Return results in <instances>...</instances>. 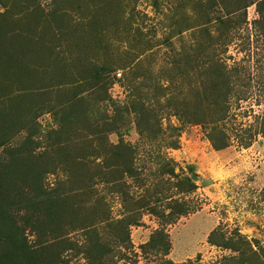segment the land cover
<instances>
[{"label":"rangeland","instance_id":"rangeland-1","mask_svg":"<svg viewBox=\"0 0 264 264\" xmlns=\"http://www.w3.org/2000/svg\"><path fill=\"white\" fill-rule=\"evenodd\" d=\"M180 2H185L180 11L194 19L196 0H0V130H8L11 142L0 147V239L11 236L15 241L11 245L19 252L12 264H97L100 252H88L91 238L110 246L101 251L105 264L162 263L163 254L147 247L158 229L148 210L140 226L128 229L120 223L125 214L120 198L108 193L111 184L100 177L111 171L104 172L112 156L107 151L121 141L146 148L131 107L133 88L141 99L150 89L157 95V110L166 109L167 62L182 48L178 37L171 39L172 47L166 42L170 26L166 19ZM247 12L250 23L259 17L255 5ZM252 27L225 57H233L234 61L227 58L230 64L248 62V75L262 82L252 100L243 103L252 109L253 121L264 111V35L260 32L257 42ZM189 34L183 37L188 39ZM24 43L34 48L21 54L24 66L18 72L12 68L14 77L1 72L7 71V59L18 58L15 51ZM76 98L81 101L71 105ZM9 106L11 111L5 113ZM170 122L181 124L174 116ZM90 127L98 128L92 133ZM204 131L202 126H185L178 148L166 150L178 172L188 174V165H193L199 174L198 189L187 199L191 214L163 228L169 240L166 259L181 264L198 260V264H241L237 253L210 244L211 232L220 228L228 239L249 242L252 250L247 249L242 264H264V136L247 149L234 141L214 150ZM144 150L141 165L149 160ZM81 157L89 158L86 167L77 164ZM34 159L40 161L34 169L40 173L31 182L43 188L42 196L66 190L78 201L81 195L75 198V189L86 187L94 197L90 205L72 203L65 206L63 217L52 220L41 206L34 207V201L22 204L15 173L30 169ZM132 186L128 185L131 193ZM99 198L105 204L94 212L91 203ZM3 245L0 242V249Z\"/></svg>","mask_w":264,"mask_h":264},{"label":"trees","instance_id":"trees-1","mask_svg":"<svg viewBox=\"0 0 264 264\" xmlns=\"http://www.w3.org/2000/svg\"><path fill=\"white\" fill-rule=\"evenodd\" d=\"M184 5L185 2L178 3L166 19L170 20L166 42L172 47L171 39L178 37L182 46L167 62L165 77H167L166 80L169 84L163 89L165 91L164 95L166 92L168 93L165 95L166 109L157 110L154 104V102L157 104V95L152 93L148 89L149 87L143 99L140 97V92H137L136 95V88H133L135 99L132 101L131 107L136 116L140 142L146 147V157L150 161H144V165H141V151L144 150V147L141 149L140 145L135 146L121 141L112 151H107L112 156L107 159V169L104 172H108L110 169L111 171L104 173V177H100L111 184L108 193L114 198H120L125 210L120 223L125 224L128 229L135 225L140 226V222L144 218V212L148 210L149 215L147 216L153 219L158 229L147 247L153 251L157 249L156 253L163 254L164 258L161 264H181L166 259L169 254V240L163 228L171 226L175 221L191 214V204L187 202V199L198 189L196 183L199 174H197L195 166L188 165V174L178 172L175 161L169 158L166 153L168 149L178 148L181 130L188 125L202 126L205 130V136L214 150L225 149L231 146L234 141L241 148L247 149L252 146L258 137L264 136V111L258 112L252 121L250 118L252 109L243 105L244 102L247 103V101L252 100L251 96L255 87L262 86V82H256V79L248 75V62L241 60L230 64L227 62V58L232 60L233 57L230 55L225 57L231 45L239 40L243 41V34L250 29V25L253 26L251 31L255 32L254 37H257V42L259 41L260 32L264 35V0H196L197 13L194 19L189 13L180 11ZM252 5H255L259 17L250 23L247 10ZM186 32H190L187 36L188 39L183 37ZM248 40L253 45L254 41L251 42L250 38ZM240 44L242 45V42ZM33 49L28 44H18L15 51L18 58L13 56V58L7 59V62L10 63L7 66V71L2 70L1 72L14 77L15 73L12 68H15L14 70L18 72L24 66V62L20 59L23 51H25V56L27 52L30 53ZM257 51L258 49H256ZM250 54L251 58H254L255 52L251 51ZM256 54L259 55V52ZM260 62L259 58L255 66L256 74ZM137 66L135 65L134 68ZM29 69L34 71L33 67ZM127 79L129 80V78ZM176 83H180V86L173 87L176 88L173 90L171 87ZM2 101L3 98L0 97V105ZM77 101L81 100L76 98L70 101V104L74 105ZM256 102H260V100ZM175 103L180 107L174 108ZM9 108H12V106L5 109V113L11 111ZM0 111L2 113L1 108ZM173 116L181 124L173 125L170 122V118ZM164 122H167L166 126ZM25 126L21 131L25 129ZM97 128L90 127L89 129L94 133ZM10 143L8 130L1 127L0 147H8ZM103 155L106 154L103 153ZM60 160L70 166L73 164L70 158L60 156ZM86 160H89V158L81 157V163L76 162L78 165L86 167V164H84L88 163ZM33 163L31 168L24 173H15L21 186L19 196L23 198L20 200L22 204L25 200L34 201V207L37 210L41 206L40 208L43 209L48 219L57 220L64 216L65 206L72 203L80 205L82 202L83 206L86 203H89V206L94 199L92 191L86 189V187L75 189V198H79L76 196L81 195L78 201L74 197H69L70 194L64 193L66 190L42 196L43 188L41 186L36 187L31 182L32 178L40 173V171L35 172L40 165V161L34 159ZM148 165L151 170V177L149 176ZM101 173L102 171L99 170L96 174ZM85 177H90L91 180L95 178L90 174H86ZM0 181H2L1 175ZM132 184L133 192L131 193L128 185L130 187ZM102 204H105L103 198L96 199L94 203H91L92 206H95L93 211L98 212L97 207ZM57 225H60V222ZM220 231V228H217L211 232L209 236L210 244H217L237 253L238 263L245 262L247 249L252 250L249 242H246L243 238L237 242L233 241V239L226 238L225 234L220 233ZM218 237H221V240H217ZM128 239L127 237L126 241ZM0 242L4 244V248L2 246L0 249V264H12L19 252L18 248L11 245L15 243L14 239L10 236L9 239L3 241L0 239ZM88 242L89 253H93V251L100 252L99 261H96L97 264H105L102 258L106 254L101 251L106 249L109 251L110 246L106 248V245L96 238H91ZM116 245L117 247L121 246V243L118 242ZM23 249L30 251L29 248ZM140 258L141 256L137 259ZM198 263L199 260L183 264ZM216 264H221V261Z\"/></svg>","mask_w":264,"mask_h":264}]
</instances>
